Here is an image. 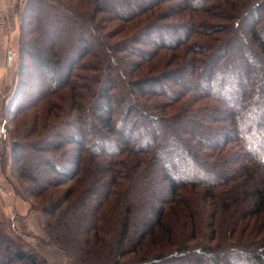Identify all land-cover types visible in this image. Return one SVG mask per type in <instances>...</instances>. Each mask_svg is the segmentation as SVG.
I'll return each mask as SVG.
<instances>
[{"label": "trees", "instance_id": "1", "mask_svg": "<svg viewBox=\"0 0 264 264\" xmlns=\"http://www.w3.org/2000/svg\"><path fill=\"white\" fill-rule=\"evenodd\" d=\"M17 10L1 162L47 243L69 264H264V0ZM0 264L46 262L0 225Z\"/></svg>", "mask_w": 264, "mask_h": 264}, {"label": "rangeland", "instance_id": "2", "mask_svg": "<svg viewBox=\"0 0 264 264\" xmlns=\"http://www.w3.org/2000/svg\"><path fill=\"white\" fill-rule=\"evenodd\" d=\"M24 1L25 0H0V10L4 16L3 26L0 30V55L10 46L17 49L15 56L16 60H14V64L16 65H14V69L10 75L11 77L7 80V85L2 89V95H0V101H2V98H6L7 103L12 99L15 90V81L17 79L15 73L18 65L20 32L19 14L16 12L17 4L20 3L23 6ZM17 11L19 12V9ZM14 34H17L16 39H14ZM4 56L5 55L3 54L2 57L4 58ZM27 62L29 61H25V64ZM24 72H27V69L25 70L24 68ZM24 77H26V75ZM33 83L34 82H29V86H34ZM22 100L23 99L20 96H17L14 100V106H11V108H9L10 110H5L4 115L3 106L6 105V103H0V135L2 133V123L6 119V116L10 117L11 111L15 109L16 105L22 104ZM23 117L24 116L22 115L18 116L13 122H9L10 119H8V123L6 122L5 126L7 128L18 126L23 132L28 122L25 120L27 117H24L25 119ZM30 120L31 119H29V122ZM3 138L5 141H8V133H5ZM1 154L2 142L0 141V225L4 232L25 249H32L45 260L46 264H69V257L66 254L56 250L47 243V236L41 221L42 215L31 206V203L35 202L36 199L32 197L25 199L21 195V190L18 187V180L15 178L11 170L12 163L9 158H6L3 166L1 162ZM67 187L68 185H62L60 189L64 190Z\"/></svg>", "mask_w": 264, "mask_h": 264}, {"label": "crops", "instance_id": "3", "mask_svg": "<svg viewBox=\"0 0 264 264\" xmlns=\"http://www.w3.org/2000/svg\"><path fill=\"white\" fill-rule=\"evenodd\" d=\"M16 38L17 34H14V39ZM16 53L17 49H15V47L13 46H10L0 55V95H2V89L7 85V80H9V78L11 77L10 75L14 69V65H16L14 64V60H16ZM3 54L5 55L4 58L2 57ZM6 101V98H2V101H0V103H7Z\"/></svg>", "mask_w": 264, "mask_h": 264}, {"label": "built area", "instance_id": "4", "mask_svg": "<svg viewBox=\"0 0 264 264\" xmlns=\"http://www.w3.org/2000/svg\"><path fill=\"white\" fill-rule=\"evenodd\" d=\"M3 21H4V16L2 14V11L0 10V30L2 29Z\"/></svg>", "mask_w": 264, "mask_h": 264}]
</instances>
